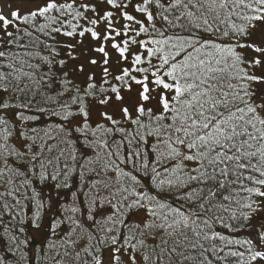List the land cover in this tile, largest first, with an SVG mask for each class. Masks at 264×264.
Instances as JSON below:
<instances>
[{
	"label": "snow or ice",
	"instance_id": "obj_1",
	"mask_svg": "<svg viewBox=\"0 0 264 264\" xmlns=\"http://www.w3.org/2000/svg\"><path fill=\"white\" fill-rule=\"evenodd\" d=\"M75 3L76 0L61 4H58L56 0H46L43 6L23 16L19 10L13 11L12 20L0 13V21L3 22V28L6 31L10 24L16 26V21L29 23L34 22L37 17H44L55 23L59 20V16H50L49 14L53 11L67 12L72 14L74 19L85 18L84 14L75 8ZM107 3L116 8L122 7L117 0H107ZM150 3L163 8L165 12L176 10L177 14L173 19L163 13L160 14V18L171 28L180 29V31L168 36H164L161 32L162 39L137 41L134 37H128L123 40V46L114 42L112 46L117 49L122 60L128 58L126 53L129 41L140 44L147 52V57L142 53L135 54L131 71L145 75L137 79L131 76L128 68H125L121 75L115 77L120 84L113 85L111 89L103 87L100 89L101 92L110 90L117 101H122L124 98L120 95L121 86L131 90V84L127 83L128 79L141 86L142 90L139 93L141 102L135 108L136 119H132L128 107L119 108V113L125 120L145 129L143 135L140 134L139 129L134 134H130L138 141V146L132 147L133 141L124 135L126 129L118 127L120 121L108 112H101L100 116L109 122L111 127L96 124L93 128L89 123L90 110L85 99L93 97L100 105H107L112 100V97L108 95L103 98L95 97L96 85L91 82L94 79L91 75L88 77L89 82L83 97L79 94L81 90L76 88L77 95L71 97V102L60 104V111L52 113L55 116H61L63 113L64 121H69V118L73 116L79 117L78 126L72 130L66 129L63 125L60 126V131L65 132L69 137L73 131L85 137L89 133L95 137L97 131L104 133L105 136L118 133L122 137L121 140H113L111 145L106 138L95 142L86 140L89 146L105 151L107 160L102 165V169L105 173L109 171L115 173V183L120 185L110 193L111 198L107 200L115 210L112 216L106 218V222H110L112 227L102 230L111 233L118 225L123 224L122 209L125 207L144 208L148 218L144 221L143 228L140 225L134 227L139 230L140 237L151 236L156 243L148 245L144 239L136 240L135 235L125 236L122 244H118L119 238L116 235L102 237L101 240L110 239L111 244L115 246L112 249V264H120L119 254L122 248L125 251L129 248L132 250L129 254L131 264H136V253L140 252V249H150L154 253L150 255L148 251L140 252L143 264H149V261L152 264H185V261L197 260L196 256L185 255L187 249H200L199 256L203 259L199 264H211L204 255L208 249L199 243L201 240H219L229 248V255L241 258L245 256V253L232 251L230 246L243 244L248 247L249 260L264 259V251L251 250L255 247L252 240H234L215 231L213 227L217 223L223 224L225 228L232 227L231 224L224 223V217L217 213L227 212L231 218L236 219L233 202L241 208L254 212L259 204L252 197H264V115H261L264 111V103H254L251 100L252 92L249 90V82L261 81L264 77L249 74L248 68L243 67L246 63L243 54L236 51L237 48H250L257 53H264V47L255 43L239 42V37L249 36V27H255L252 21L264 20V0H169L167 6L162 4L161 0H144L143 5L135 6L136 10L152 22L154 16L147 7ZM80 7L88 9L89 6L81 4ZM245 10H251L253 14L248 15ZM112 15V12H107L105 18H111ZM121 15L127 21L140 24L136 35L149 32V28L144 26L143 21H137L127 12H122ZM233 17L246 23H237ZM65 23L71 30L62 31ZM90 23L96 24L98 21L92 20ZM221 25H227L223 32L220 30ZM46 27H48L47 24L40 25L39 31L44 32ZM77 27L78 25L66 20L62 22L61 27L52 28L51 32L68 37L77 34L82 37L85 32H90L94 39L100 38L99 34L91 28H85L77 33ZM124 27L123 35L127 37L130 25L125 24ZM151 27L155 30V24H151ZM108 29L105 40L114 39L113 32L116 36L121 35L119 30L113 29L110 20ZM51 32L46 34L51 35ZM7 35L11 37L12 33L7 32ZM220 36L236 38V42L218 43L217 39ZM149 43L156 47H148ZM67 47L71 48L72 45ZM95 51L104 54V64L107 65L108 54L104 46ZM154 56L159 57V66L151 65V58ZM0 57H5V52L0 51ZM44 59L51 66V61L46 57ZM145 62L150 67H139ZM65 63L64 60L59 61L61 66ZM91 63L95 64L97 61L92 60ZM247 64L249 67L258 66L261 60L257 57L247 61ZM2 67L4 65H0V68ZM6 67L13 71H0V91L4 93L9 91L24 93L27 85L19 86V81L24 77L36 85H39L41 81L47 82L53 79L51 67H49V73L42 74L40 80L35 79V72L17 69L12 62H9ZM28 67L39 69L40 65H28ZM162 69L163 74H161ZM149 74L153 77L154 85L172 93L170 99L165 94L160 95L158 103L162 110L155 113L151 107H145V103L151 99L148 87ZM104 75H108L107 67L104 68ZM10 76L17 82L15 86H10L8 83ZM164 76L169 78L168 82L165 81ZM64 77L65 79L61 80L62 86L70 83L66 79L67 73H64ZM47 100L57 102L51 96L47 97ZM30 104L31 101L17 105L6 101L0 102V112L17 107L29 108ZM72 105H76L75 112L71 110ZM40 111L51 110L42 108ZM17 115L21 119H35V117H24L22 112H18ZM140 117H146L148 123H143ZM8 124L9 120L4 115H0V130L4 133L5 141L0 144V159L4 163V167L0 168V180L5 174L25 175L19 168L13 169L8 163L9 156H15L24 163L23 158L27 154L17 149L9 150L7 139L11 132L8 130ZM149 136L155 139V143L145 147ZM28 139L34 143V138ZM64 142L70 147L73 143L71 140ZM33 143L25 144L27 152H32ZM125 143L129 151L122 156L121 147ZM57 147V145H48L46 150L51 153ZM40 149L38 152H32L28 161L35 167L34 162L42 157L39 163L40 179L44 180L51 176V179L56 180L61 175L66 177L69 171L68 165L65 163L61 166L65 151L60 150L57 156L48 158L43 156L44 144L40 145ZM71 159L75 161L76 157L72 156ZM99 160L100 154L97 153L95 160L89 158L86 163L93 164ZM83 167L84 165H81V168ZM49 168H54V171L49 172ZM91 170L95 171L94 168ZM142 177L150 178V189L145 187ZM21 183L29 184L30 181L24 180ZM95 183H103L107 189L113 186L111 183L102 181ZM8 184H12L11 179L8 180ZM234 185L237 187H233ZM240 192L247 193L242 198L243 204L240 199H237ZM117 196L120 197L119 200H116ZM129 197L133 199L130 200ZM98 199H100L98 196L94 197L93 204ZM113 200L116 202L113 203ZM72 211L77 212L79 209L73 208ZM240 215L247 219L249 212H241ZM87 220L91 222L89 227H85L78 220H73V224L75 227L84 228L90 244L94 239L92 226L100 222L95 220L91 211L88 213ZM72 231L74 232L75 228ZM71 234V232L68 234L69 237ZM133 240H136V243H132ZM259 240L264 245V232L260 233ZM68 242L73 247L77 243L71 239ZM82 251L91 254L93 249L91 246H86ZM65 255L69 253L65 252ZM76 258H80V253H76ZM93 260L94 264H101L98 256H94ZM84 264H87V261ZM239 264H245L244 260L241 259Z\"/></svg>",
	"mask_w": 264,
	"mask_h": 264
},
{
	"label": "trees",
	"instance_id": "obj_2",
	"mask_svg": "<svg viewBox=\"0 0 264 264\" xmlns=\"http://www.w3.org/2000/svg\"><path fill=\"white\" fill-rule=\"evenodd\" d=\"M56 2L58 4L70 3L71 0H56ZM117 2L122 7H113L107 3V0H76L75 8L82 12L85 18L74 19L73 15L67 12L60 13L53 11L49 14L50 16H59V20L55 23L51 20H46L44 17H37L34 22L30 21L29 23L16 21V26L10 24L6 31L3 28L2 22L0 51L5 52V57H0V65H4V67L0 68V71H13L6 67L9 62H12L17 69H22L25 72H35V79L40 80L42 74L49 73V67H51L53 79L47 82L41 81L39 85H36L27 77H24L19 81L20 87L27 85L24 93L12 91L4 93L0 91V102L6 101L10 104L17 105L31 101L29 108L22 109L17 107L0 112V115H4L9 120L8 130L11 132V135L7 139L9 150L17 149L27 153L23 158L24 163H21L19 158L15 156L8 157L9 165L13 169L19 168L25 175L5 174L3 179L0 180V264H84L85 261H87V264H94V256H98L102 263L106 250L115 246L111 244L110 239L101 240V238L112 235L118 236V244H122L124 237L127 235H135L136 240L144 239L148 245L156 243L151 236L140 237L139 230L134 227L135 225H140L143 228V223L148 218L147 211L144 208L125 207L122 209L124 223L118 225L111 233L102 230L107 227H112L110 222H106V218L112 216L115 210L107 200L111 198L110 193L114 192L120 185L115 183V173L111 171L105 173L102 169V165L107 160L105 151L97 147L89 146L86 140L95 142L98 139L106 138L111 145L113 140H121V135L117 133L115 135L107 134L105 136L104 133L97 131L95 137L91 133L85 137L73 131L69 137L65 132L60 131V126L63 125L66 129L72 130L78 126L79 117L73 116L69 118V121H64L62 119L63 113H61V116L52 114L55 111H60V104L71 102V97L77 95L76 88L81 90L79 94L83 97L84 90L89 82L88 77L91 75L94 77L91 82L96 85L94 90L95 97L103 98V96L108 95L112 97V100L107 105H100L93 97H87L85 102L90 110L89 123L93 128H95L96 124H104L111 127L109 122L100 116L101 112H108L120 121L118 127L126 129L124 135L133 141L132 147L136 148L138 146V141L130 134H134L139 129L140 134L143 135L145 129L139 128L138 125L125 120L123 115L119 113V108L128 107L132 119H136L137 113L135 108L141 101L139 95H136L134 91L139 89L140 93L142 90L141 86L128 79L127 83L131 84V90L121 86L120 95L124 98L122 101H117L115 95L110 90L101 92L100 89L101 87L111 89L113 85L120 84L115 77L121 75L122 70L125 68L130 70L131 76H135L137 79L142 78L145 75L144 73L131 71L133 68L132 60L133 56L137 53H142L147 57V52L139 43L129 41L128 52L126 53L128 58L122 60L119 52L112 45L115 42L123 46V40L128 37H134L137 41L150 40L152 38L162 39L161 32H163L164 36H168L179 32L180 29L171 28L160 18V14L163 13L169 15L170 19H173L175 14H177L176 10L165 12L163 8L157 7L154 3H150L147 7L152 12L154 20L149 22L145 15L138 12L135 7L136 5H143L144 0H117ZM45 3L46 0H42L41 6ZM161 3L167 6L169 0H161ZM81 4H87L89 6L88 9L80 7ZM123 5H127V7H123ZM107 12L113 13L111 18H105ZM122 12L129 13L137 21H143L144 26L149 28V32L136 35L140 24L125 20L121 15ZM245 12L248 15L253 14L251 10H245ZM26 13L28 12L20 14L23 16ZM8 18L9 20L13 19L12 16ZM233 19L237 23H246L235 17ZM66 20H70L72 24L78 25L76 28L77 33L85 28H91L99 34L100 38L94 39L90 32H85L82 37L78 34L68 37L61 33L51 32L52 28L61 27L62 22ZM92 20H97L98 23H90ZM109 20L113 29L119 30L121 35L116 36L115 32H113L114 39L105 40L104 37L109 31ZM261 22L263 20L252 21L251 23L255 27H249V36L239 37V42L255 43V32ZM42 24L48 25L44 32L39 31V26ZM125 24L130 25L127 37L123 35L125 32ZM151 24H155V30H153ZM226 28L227 25H221V32ZM69 30H71L69 25L66 23L63 24L62 31ZM7 32H11L12 36L9 37ZM49 32H51V35L46 34ZM9 41H12V43H9ZM217 42L235 43L236 38L220 36ZM68 45H72V47L69 48L67 47ZM102 45L108 54L107 59L110 56L116 57L115 60L117 61L114 60L115 62H112L114 67H111V63L109 62L105 65L104 54L95 51V49ZM148 47H156V45L149 43ZM236 51L243 54L246 62L243 67L248 68L249 74L261 76L258 73L260 65L249 67L247 61H249L248 55L250 53L258 56L264 53H257L250 48H237ZM45 57L51 61V66L45 61ZM61 60L66 62L63 66L59 64ZM92 60L97 61V63L92 64ZM159 64L160 59L158 56L151 58L152 66H159ZM28 65H40V68H29ZM105 67L108 68L107 76L104 75ZM139 67L150 66L145 62L139 65ZM64 73H67L66 79L70 83L62 86L61 80L65 79ZM161 74H163V69L161 70ZM164 79L166 82L169 81L167 76H164ZM105 80H107V83H105ZM152 80L153 77L149 74L148 87L151 99L145 103V107H151L155 113L162 110L158 103L160 95L165 94L170 99L172 93L166 92L162 87H157L152 83ZM8 83L10 86L17 84L11 76L9 77ZM249 90L252 92L251 100L254 103H264V80L249 82ZM60 93L63 94L59 95ZM49 96L53 97L57 102L54 103L53 101L47 100ZM128 99H137L138 101L130 102ZM42 108L50 109L51 111L41 112L40 109ZM71 110L75 112L76 105H72ZM18 112H22L24 117H35V119H21L17 115ZM261 115H264V111L261 112ZM140 119L143 123H148L146 117H140ZM3 136L4 133L0 130V144L5 143ZM28 138H34V143ZM65 140H71L73 142L71 147L64 142ZM26 143H33L32 152L40 151V145L44 144L45 150L43 151V156L48 158L55 157L59 154L60 150H64L65 158L61 160V166L65 163L68 165V175L66 177L61 175L56 180L51 179V176L41 180L39 163L42 157L34 162L35 167L31 163H28L32 152H27L25 148ZM152 143H155V139L150 136L147 137L145 147ZM48 145H57L58 147L49 153L46 150ZM128 151L127 143H125L121 147V155H126ZM97 153L100 154L99 162L93 164L86 163L89 158L95 160ZM72 156L76 157L75 161L71 159ZM81 165H84V167L81 168ZM3 167V160L0 159V168ZM93 168L95 171L91 170ZM53 171L54 168H49V172ZM81 172H83V175H81ZM110 177L112 178L111 180L109 179ZM9 179L12 180V184H8ZM141 179L145 187L150 189V178L142 177ZM24 180H28L30 183L22 184L21 182ZM97 181L111 183L113 186L111 189H107L103 183H95ZM233 187L237 186L234 185ZM9 192L12 194H8ZM246 195L247 193L244 192L239 193L237 199H240L241 204L244 203L242 198ZM97 196L100 199L96 200L95 204H93V198ZM119 199L120 197L117 196L116 200ZM129 199L131 200L133 197H129ZM252 199L259 204L256 211L250 212L249 209L241 208L233 202L232 207L236 211V219L231 218L227 212L217 213L224 217V223L231 224L232 227L225 228L223 224L219 223L214 224L213 227L215 231L221 232L223 235L234 240H252L255 245L251 249L253 252L264 251V245L259 240L260 233L264 232V226L260 224L261 220H259L261 218V210L264 206V197L253 196ZM116 200L112 202L115 203ZM73 208L79 209V211L73 212ZM89 211H91L95 220L100 222L92 226L94 239L91 240L90 244L84 228L75 227L73 224V220H78L85 227H89L91 224L87 220ZM241 212H249L248 218L245 219L240 215ZM45 221H48L47 233L49 235L47 239L40 241L33 235L32 230L43 226ZM73 228H75L74 232L72 231ZM70 232L72 233L71 237L68 235ZM69 239L77 242L75 247L69 244ZM136 240H133L132 243H136ZM199 243H202L204 248L208 249L204 255L211 264H239L241 259L244 260L245 264H264V259L261 258H257L255 261L249 260L248 247L243 244L230 246L232 251L245 253V256L241 258L229 255V248L225 247L219 240H201ZM86 246L92 247L93 251L91 254L82 251ZM137 247L139 248V245ZM122 250L124 249L122 248ZM131 251L130 248L125 251L126 255H129ZM144 251H148L150 255H154L150 249H140V252ZM65 252L69 253V255H65ZM140 252L136 253V264H143ZM199 252L200 249L185 250V255L197 257V260L185 261V264H199L200 260L203 259V257L199 256ZM76 253H80L79 259L76 258ZM120 264H131V261H126L120 256ZM149 264H152V262L149 261Z\"/></svg>",
	"mask_w": 264,
	"mask_h": 264
},
{
	"label": "rangeland",
	"instance_id": "obj_3",
	"mask_svg": "<svg viewBox=\"0 0 264 264\" xmlns=\"http://www.w3.org/2000/svg\"><path fill=\"white\" fill-rule=\"evenodd\" d=\"M136 1H140V0H136ZM41 3H42V0H0V13H2L3 15H5L7 17H10L11 13L15 10H19L20 13L29 12L32 9L40 7L42 5ZM1 30H2V21H0V31ZM255 33H256V36H255L254 42L259 44L261 47H264V20H263V22H261L259 24ZM111 55H113V54H111ZM257 57L261 60V64H260L258 73L261 76H264V54H261L258 56L256 54L250 53L248 55L249 61H251ZM115 58H116L115 56H110V58L108 59V62L111 63V67H114L112 62L117 61V60H115ZM98 72H99V70H98ZM134 92L136 95H139V89L135 90ZM137 99H135V100L128 99V100L130 102H132V101H136ZM131 106H132V104H131ZM12 113H15V112H12ZM260 215H261V218L259 219V220H261L260 224H262L264 226V206H263V209L261 210ZM47 225H48V221H45L43 223V226L32 230L33 235L38 240L43 241V240L48 238L49 234L47 233V230H48ZM113 248L114 247L106 250L104 259H103L101 264H111L112 263L111 257L113 254L112 253ZM119 255L122 258H124V260H126V261L130 260L129 255H126V252L122 249H121V253Z\"/></svg>",
	"mask_w": 264,
	"mask_h": 264
}]
</instances>
